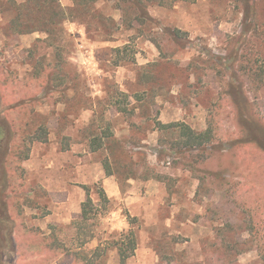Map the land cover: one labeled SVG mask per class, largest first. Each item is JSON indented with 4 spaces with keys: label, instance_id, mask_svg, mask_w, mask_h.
Listing matches in <instances>:
<instances>
[{
    "label": "rangeland",
    "instance_id": "rangeland-1",
    "mask_svg": "<svg viewBox=\"0 0 264 264\" xmlns=\"http://www.w3.org/2000/svg\"><path fill=\"white\" fill-rule=\"evenodd\" d=\"M17 1L0 0V175L63 181L78 230L50 225L57 264H120L129 232L125 264H264V0H58L50 39V10ZM180 124L215 141L185 147Z\"/></svg>",
    "mask_w": 264,
    "mask_h": 264
},
{
    "label": "crops",
    "instance_id": "crops-1",
    "mask_svg": "<svg viewBox=\"0 0 264 264\" xmlns=\"http://www.w3.org/2000/svg\"><path fill=\"white\" fill-rule=\"evenodd\" d=\"M12 1L19 4L17 0ZM26 1H23L22 4ZM11 22L15 23V17ZM22 34L20 33V35ZM88 153L92 154V151ZM22 165L28 171L33 170L34 164L29 158L24 160ZM90 171V180L84 184L94 183L100 178V176L95 177L94 172ZM5 180V189L0 194L2 197V205L0 206V264H57L60 259L58 257L59 233L53 230L50 225L59 228L73 227L78 230V224L72 223L70 207L61 199L66 195L63 181L58 182L56 179L57 181L54 183L55 180L48 173L38 171L36 174L25 173L19 178L17 174L8 173L5 175ZM18 180L21 195L17 194L15 187ZM110 182L109 179L104 180L105 185L110 184ZM38 191L40 195L45 196L49 209L48 213L42 217L36 213L32 206L27 204L28 200L34 196L33 192ZM48 197L53 198L51 204H49ZM57 197H60V200L56 201ZM81 219L83 220V218ZM6 239L8 241L4 242ZM76 253L71 255L72 263H75L78 257L84 254L81 251Z\"/></svg>",
    "mask_w": 264,
    "mask_h": 264
},
{
    "label": "trees",
    "instance_id": "trees-1",
    "mask_svg": "<svg viewBox=\"0 0 264 264\" xmlns=\"http://www.w3.org/2000/svg\"><path fill=\"white\" fill-rule=\"evenodd\" d=\"M38 3V7L40 9H44V5L47 7L48 10H50V15L48 20L46 21V27L45 28V33H47V39H50L53 35V29L54 27L58 24L56 21V17L60 15V12L55 11V7H58V0H35ZM128 1V0H126ZM133 5H138V3L135 0H131ZM25 5L27 4L24 3ZM24 4H21L23 6ZM67 18L65 16L63 17L62 21H65ZM61 21V22H62ZM60 22V21H59ZM29 28H26V32L29 33L30 30ZM243 57V56H242ZM244 70V69H243ZM245 71L250 72L251 69L248 68ZM255 77V76H253ZM124 95V94H123ZM162 128H158V130H165L166 125H161ZM179 137L184 140V146L188 147L190 149H198L203 147L206 144H211L215 141L214 134L211 132V130H206L203 133H197L195 132L192 128L185 124H180L179 128L177 129ZM46 133V132H45ZM2 136V133H1ZM0 136V137H1ZM44 141V140H42ZM46 141V140H45ZM99 144H95L94 147L92 148V152L97 151L99 148ZM8 149V148H7ZM6 149V151H8ZM1 150V147H0ZM27 158H25L26 160ZM104 169L107 175H111V170H110V163L109 161L104 162ZM6 186V180H5V175L1 174L0 175V194L1 192L5 189ZM2 205V197L0 195V206ZM92 205V201L88 199L83 205H82V218L83 220H87L88 216L90 215V207ZM127 245L124 247V240H120V244H118L115 248L118 253L119 261L120 264H125L126 261L133 256L135 250H136V239L135 235L133 232H129L127 235ZM8 240L6 239L4 242H7ZM80 261L82 264H91L89 263V258L85 256L84 254L80 255Z\"/></svg>",
    "mask_w": 264,
    "mask_h": 264
}]
</instances>
